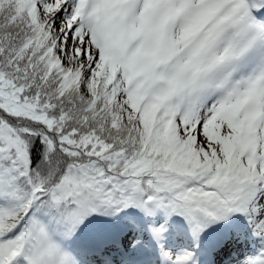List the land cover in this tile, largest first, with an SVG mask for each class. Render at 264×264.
I'll use <instances>...</instances> for the list:
<instances>
[{
  "label": "snow or ice",
  "instance_id": "6c2138e0",
  "mask_svg": "<svg viewBox=\"0 0 264 264\" xmlns=\"http://www.w3.org/2000/svg\"><path fill=\"white\" fill-rule=\"evenodd\" d=\"M0 264H264V0H0Z\"/></svg>",
  "mask_w": 264,
  "mask_h": 264
}]
</instances>
